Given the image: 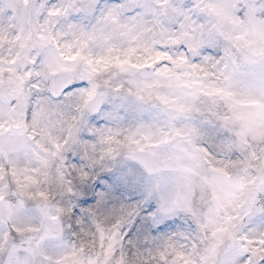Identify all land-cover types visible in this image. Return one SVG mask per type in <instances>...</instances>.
<instances>
[{"label":"snow or ice","instance_id":"1","mask_svg":"<svg viewBox=\"0 0 264 264\" xmlns=\"http://www.w3.org/2000/svg\"><path fill=\"white\" fill-rule=\"evenodd\" d=\"M0 264H264V0H0Z\"/></svg>","mask_w":264,"mask_h":264}]
</instances>
